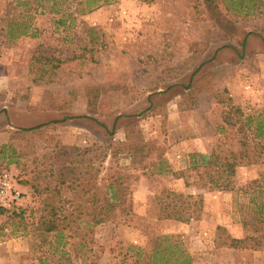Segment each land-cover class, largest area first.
Listing matches in <instances>:
<instances>
[{
	"label": "rangeland",
	"instance_id": "rangeland-1",
	"mask_svg": "<svg viewBox=\"0 0 264 264\" xmlns=\"http://www.w3.org/2000/svg\"><path fill=\"white\" fill-rule=\"evenodd\" d=\"M84 1L0 0V72L45 112L0 132V177L22 193L0 213V264H264V0ZM134 124L132 165L111 142ZM114 172L125 211L79 217ZM52 194L62 238L34 221ZM174 203L186 220L162 215Z\"/></svg>",
	"mask_w": 264,
	"mask_h": 264
},
{
	"label": "trees",
	"instance_id": "trees-1",
	"mask_svg": "<svg viewBox=\"0 0 264 264\" xmlns=\"http://www.w3.org/2000/svg\"><path fill=\"white\" fill-rule=\"evenodd\" d=\"M116 0H85L84 3L86 5L87 11H92L94 8L99 7L102 4H110ZM254 0H222V3L228 8L235 11H245L248 12L254 6ZM60 23H65L63 20H60ZM30 26L25 23L22 25V34L25 36H32V33L27 32V29ZM13 35V34H12ZM60 61V60H59ZM54 68H58L59 65L53 66ZM259 136H264V120H261L259 123ZM38 127V126H37ZM29 130L32 128H28ZM114 147L113 155L117 156V154L121 152H128L132 156L131 164H135V158L139 151L142 148L141 141V133L140 130L137 129V125H132L130 129L127 130V138L125 141H118L116 143L111 142ZM128 167H124L122 169H126ZM121 169V170H122ZM160 172H163V167L160 169ZM115 175V176H114ZM108 179H105L104 183L101 185L96 184L91 189H89V197L92 203V207L87 209L84 212H81L79 217L86 216V219L92 221L91 223L100 224L103 222L115 220L122 214L125 210H122L121 205L123 204V191L121 190L123 187L125 188V184L127 178H124L120 172H114L108 175ZM65 181L61 180L60 184H63ZM94 191V192H93ZM93 192V193H92ZM52 193L56 196H60L62 194L61 185H56ZM47 197L43 202V206L40 209L41 213L34 218L36 220V227L40 229L45 234L55 233L62 238L64 221H67L69 215L64 212L63 209L58 205V201L54 198V195ZM52 197V198H51ZM166 201V200H164ZM21 207V206H20ZM7 209L5 207L0 206V213L5 212ZM25 208H21V212L19 215L24 217ZM181 210L177 209L175 203L171 205L167 204L163 209L162 215L166 218H176V219H184L181 214ZM72 216V215H71ZM70 216V217H71ZM188 219V218H187ZM87 223H90L87 221ZM74 237V236H70ZM161 252V249L155 248L154 252L150 255V257H156ZM171 258H162V262L165 264L169 263ZM175 264H191L192 261L190 256L186 254L183 260L177 258L174 259ZM139 264V262H137ZM169 264H172L169 263Z\"/></svg>",
	"mask_w": 264,
	"mask_h": 264
},
{
	"label": "crops",
	"instance_id": "crops-1",
	"mask_svg": "<svg viewBox=\"0 0 264 264\" xmlns=\"http://www.w3.org/2000/svg\"><path fill=\"white\" fill-rule=\"evenodd\" d=\"M24 93L28 92L22 87ZM26 90V91H25ZM13 87L10 71L0 72V132L5 128L25 127L37 124V117L44 115V107H37L29 92L23 95Z\"/></svg>",
	"mask_w": 264,
	"mask_h": 264
},
{
	"label": "built area",
	"instance_id": "built-area-1",
	"mask_svg": "<svg viewBox=\"0 0 264 264\" xmlns=\"http://www.w3.org/2000/svg\"><path fill=\"white\" fill-rule=\"evenodd\" d=\"M22 201V193L14 188L11 175L5 172L0 177V206L9 207L12 203Z\"/></svg>",
	"mask_w": 264,
	"mask_h": 264
}]
</instances>
